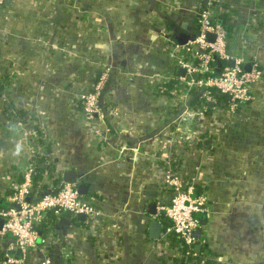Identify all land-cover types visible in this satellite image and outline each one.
Wrapping results in <instances>:
<instances>
[{"label": "crops", "instance_id": "obj_1", "mask_svg": "<svg viewBox=\"0 0 264 264\" xmlns=\"http://www.w3.org/2000/svg\"><path fill=\"white\" fill-rule=\"evenodd\" d=\"M201 7L228 30L229 55L264 73V0H4L0 200L35 161L47 189L64 169L80 173L81 197L99 211L53 214L21 264H181L178 240L148 235L153 219L166 224L157 212L163 143H175L173 163L207 197L198 249L215 264H264V75L231 116L199 107L198 88L173 96L185 70L171 44L197 32ZM104 66L105 117L90 120L81 95ZM9 242L0 237V264Z\"/></svg>", "mask_w": 264, "mask_h": 264}, {"label": "built area", "instance_id": "obj_2", "mask_svg": "<svg viewBox=\"0 0 264 264\" xmlns=\"http://www.w3.org/2000/svg\"><path fill=\"white\" fill-rule=\"evenodd\" d=\"M3 4L4 0H0V9ZM196 22L198 30L195 35L184 43L171 44L170 56L174 58L175 67L185 70V74L178 77L179 82L173 85V96L184 98L192 88H198L201 91L199 107L205 110L206 104H211L215 111L231 116L239 105L253 100L252 86L262 80L264 73L257 67L245 70V56L229 55L226 27L211 16L207 7L199 9ZM209 33L214 36L211 41L207 39ZM213 57L227 62L232 60L233 64L225 63L222 67L215 68L211 65ZM108 73V67H102L91 90L81 95L82 111L90 120L101 121L105 117L101 97L107 85ZM170 74L172 76L164 77H177ZM171 145L176 152L165 143L158 148L164 167L162 166V194L159 195L157 212L166 220L160 237H174L178 240L181 248L179 258H185L190 254L195 256L196 252L191 247L204 241L200 233H197L202 227L198 215L208 211V201L204 194L196 191L193 179L185 177L177 163H173L177 161L179 154L175 143ZM34 162L23 169L21 181L14 183L12 192L6 197L7 205L0 206V237H11V242L4 247L3 264H21L27 251L43 241L39 228L47 221L50 211L55 215L66 212L74 217L84 215L88 218L99 213L95 205L82 199L76 183L63 181L61 177L53 188L30 198L33 191ZM41 263L50 264L49 257L45 256ZM181 264L204 263L202 260L199 263L184 260Z\"/></svg>", "mask_w": 264, "mask_h": 264}, {"label": "trees", "instance_id": "obj_3", "mask_svg": "<svg viewBox=\"0 0 264 264\" xmlns=\"http://www.w3.org/2000/svg\"><path fill=\"white\" fill-rule=\"evenodd\" d=\"M2 9V8H1ZM0 9V10H1ZM226 31H228L227 29H226ZM193 35H195V33L194 34H192L191 36H193ZM215 61V62H214ZM212 62H214L215 64H216V67L217 68H220V67H222L225 63H227V61H224V62H221L220 60H218L216 57H213V61ZM215 67V68H216ZM97 73H98V71H97ZM97 75V74H96ZM96 75H95V77H94V80L96 79ZM167 87L168 86H170L171 85V83L169 82V83H167V84H165ZM162 88H163V86H162ZM252 93H253V86H252ZM217 94V93H216ZM192 95V97H196L195 98V100L197 99V97H199V94H197V92L196 93H194V91L193 92H191L190 93V96ZM214 96H215V94H214ZM248 104H250V102L249 103H246V104H241V105H239L238 107L240 108V107H242V106H244V105H248ZM236 108V110H235V112L237 111V109H239V108ZM202 108V107H201ZM210 109H211V107L209 106V104H206V107H205V110L206 111H210ZM19 112V111H18ZM18 112H16V113H18ZM234 112V113H235ZM46 167H43V166H41V164L40 163H36L35 162V170H34V175H33V180H34V182H33V191H32V193H31V196H30V198H35V196H37L38 194H42L43 192H45V191H47L48 189H47V186L46 185H42V187H40V185H41V180H42V176H43V172H44V170L46 171V169H45ZM48 169V168H47ZM52 180H53V183L52 184H56L57 182H58V180L55 178V177H52ZM7 205V201H5V200H0V206H6ZM53 216V212L52 211H50L49 212V216H48V219H47V221L45 222V223H47L48 222V220L51 218ZM199 216V219H200V221H201V223H203L204 222V215L202 214H199L198 215ZM44 225V224H43ZM43 225L42 226H40V231L42 232V228H43ZM197 233H199V231L197 232ZM173 237V236H172ZM174 238V237H173ZM39 245H41V242H38L37 243V247L39 246ZM34 248H36V247H34ZM191 248H193V251L194 252H196V255L195 256H192L191 254L190 255H186V257L184 258V256L183 257H181V258H179L182 262L185 260V261H193V262H195V263H199L201 260L203 261V263L204 264H215V262L212 260V259H208L207 257L209 256V255H211V254H209L210 253V251H209V248L206 246V245H201L200 246V248L198 249H195V246L194 247H191ZM183 249L185 250V247H183ZM192 250V249H191ZM177 260V259H176ZM175 259H173V261H176Z\"/></svg>", "mask_w": 264, "mask_h": 264}, {"label": "water", "instance_id": "obj_4", "mask_svg": "<svg viewBox=\"0 0 264 264\" xmlns=\"http://www.w3.org/2000/svg\"><path fill=\"white\" fill-rule=\"evenodd\" d=\"M213 35L212 34H207V39L208 40H212L213 39ZM229 65H232V61L229 60L228 62ZM243 68L245 70H248L250 68V64L249 63H245L243 65ZM180 71H183L182 68L179 69ZM62 180L63 181H66V182H72V183H76L77 185V191L79 194H84L86 193L87 191V185L85 183H83L82 181L79 182V179L81 178V174L80 173H77V171L75 170H71V169H64L63 170V174H62ZM150 208H149V211L152 213V215H156V211H154V207H155V204L154 203H151L148 205ZM82 216V215H79V217ZM2 224V219L0 218V226ZM161 224L160 222L157 220V219H153L152 221H150V224H149V230H148V235L150 238L152 239H157L160 235V232H161ZM197 245L195 246V249H197Z\"/></svg>", "mask_w": 264, "mask_h": 264}]
</instances>
